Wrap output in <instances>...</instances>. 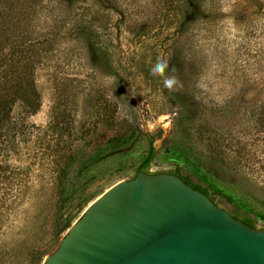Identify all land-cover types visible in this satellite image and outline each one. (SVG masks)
Masks as SVG:
<instances>
[{
  "label": "rangeland",
  "instance_id": "rangeland-1",
  "mask_svg": "<svg viewBox=\"0 0 264 264\" xmlns=\"http://www.w3.org/2000/svg\"><path fill=\"white\" fill-rule=\"evenodd\" d=\"M69 1L41 0L34 16L22 22L32 23V39L52 30L54 35L24 46L25 62L38 67L39 111L27 116L16 105L12 131L0 137V264H44L66 234L67 221L72 225L103 193L134 178L145 157L143 134L153 138L156 152L147 172H176L163 147L172 134L174 105L153 81L130 76L122 83L94 68L85 37L64 27L58 32L75 19L100 33L120 73L138 64L143 51L151 64L169 51L182 59L173 64L178 82L205 98L197 119L202 136L193 130L188 147L206 154L204 139L215 137L228 162L215 186L264 216V129L251 114L264 100V12L251 0H204L211 3V18L172 35V13L175 5L182 13L184 0ZM21 29L12 32L8 50L14 53L13 45L24 44ZM105 101L116 107L118 123L133 125L122 138L115 124H102L96 116ZM59 115L67 125L56 130ZM233 147L243 149L240 164ZM213 202L233 217L224 200L216 196ZM254 217V229L264 230V220Z\"/></svg>",
  "mask_w": 264,
  "mask_h": 264
},
{
  "label": "water",
  "instance_id": "water-1",
  "mask_svg": "<svg viewBox=\"0 0 264 264\" xmlns=\"http://www.w3.org/2000/svg\"><path fill=\"white\" fill-rule=\"evenodd\" d=\"M44 264H264V230L174 174L137 171L88 205Z\"/></svg>",
  "mask_w": 264,
  "mask_h": 264
},
{
  "label": "trees",
  "instance_id": "trees-1",
  "mask_svg": "<svg viewBox=\"0 0 264 264\" xmlns=\"http://www.w3.org/2000/svg\"><path fill=\"white\" fill-rule=\"evenodd\" d=\"M23 1L27 3V7L20 6V3ZM85 1L70 0L69 3L81 2L85 4ZM251 1L253 6H257L258 12H264V0ZM40 2L41 0H0V137L6 135L3 133L12 131L10 119L16 105H19L27 116L36 114L41 106L40 95L36 88V70L38 67H32L29 63L25 62L26 49L24 46L33 43L32 41L35 40L44 42L49 36L54 35V33L52 30L41 39H32L30 35V30L33 27L32 23L24 25L22 23L23 20L32 16L30 14L34 16L36 7L40 5ZM210 4L204 0H184L181 14H179L178 8L175 5V10L172 13V25H174L172 35L180 34V30L184 26L193 23L195 20L208 21L213 15ZM75 25L67 27L64 22L60 25L58 32H61L64 27L75 35L82 34L86 39V48L91 65L94 68L99 69L107 76L122 80V83H127L125 82L126 78L130 76L132 78L138 77L141 81H153L157 90L160 93H164L174 105L176 111L174 113L172 134L168 140L164 141L163 147L171 159L176 162V172H168L167 174L178 176L194 190L207 195L211 201H213L214 197L218 196L233 208L234 218L238 219V217H241V222L251 228H254V216H260L261 220H264V216L254 214L245 202L226 194L215 186V179L217 180L220 177L219 172L224 166L228 168V162L225 160L226 153L222 151L221 143L215 137H206L207 131L203 129V133L206 132L204 136L206 137L204 141H207L206 154L198 155L195 149L188 147L191 144L188 136H191L193 130L198 131L199 137L202 136L201 125L198 124L197 119L199 115L204 113L203 104L205 103V98L199 97L195 90L181 85L179 82L175 90L170 91L166 89L163 85L164 77H154L151 75L150 70L154 64L147 62L148 57L145 51L140 53L138 64L136 63L131 67L126 66L122 73H120V71L114 69L112 66L111 54L106 47L105 39L99 35L100 33L90 24L83 22V20L78 21L75 19ZM15 28H22L18 37H22L20 40H23L24 43L23 45L19 44V46L13 45L11 47L12 50H15L19 54L18 59L15 58L16 53L8 50L11 40H13L12 32ZM143 45L145 44L143 43ZM43 52L45 53L44 49ZM168 57L165 55L162 57V60L166 61L168 58L169 61V68L165 71V76H175L173 64L181 62L182 59L173 51L171 53L170 51L168 52ZM112 108L107 101L99 103L96 108V116L102 124H108L109 126L115 124L116 130L119 132L117 136L118 138H122L128 131H132L133 125L126 122L118 123L115 116L116 107ZM251 114L257 118L258 125L264 129V100L251 107ZM55 119L53 129L61 130L63 124L64 126L67 125L66 116L60 117L59 115ZM121 130H123L122 133H120ZM142 136L146 140V151L145 157L137 167V171L147 173V169L155 158L156 152L153 146V138L149 134H143ZM123 148L121 149L123 152L129 150L128 148ZM235 149V156L238 159L237 164H240L243 160V149L238 147ZM79 209H83V206H80ZM70 226L71 222L67 221L62 228V232H65Z\"/></svg>",
  "mask_w": 264,
  "mask_h": 264
},
{
  "label": "clouds",
  "instance_id": "clouds-1",
  "mask_svg": "<svg viewBox=\"0 0 264 264\" xmlns=\"http://www.w3.org/2000/svg\"><path fill=\"white\" fill-rule=\"evenodd\" d=\"M169 68V64L167 61L157 59V62L153 65V67L150 70V73L152 76H160L164 77L163 79V85L166 89L172 91L175 90L178 80L176 76H165V71ZM173 71L175 69L173 68Z\"/></svg>",
  "mask_w": 264,
  "mask_h": 264
}]
</instances>
